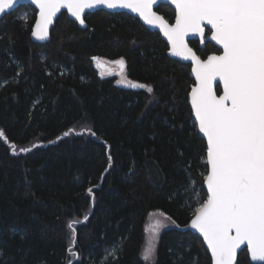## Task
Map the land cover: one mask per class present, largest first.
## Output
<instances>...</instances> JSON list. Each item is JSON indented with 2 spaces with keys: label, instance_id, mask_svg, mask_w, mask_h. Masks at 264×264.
<instances>
[{
  "label": "trees",
  "instance_id": "16d2710c",
  "mask_svg": "<svg viewBox=\"0 0 264 264\" xmlns=\"http://www.w3.org/2000/svg\"><path fill=\"white\" fill-rule=\"evenodd\" d=\"M156 11L173 22L169 6ZM35 15L20 6L0 20V264H145L152 212L172 222L153 264H211L188 227L207 199L190 66L125 13L87 14L83 29L62 13L45 43ZM95 58L150 90L119 88ZM237 264H253L246 250Z\"/></svg>",
  "mask_w": 264,
  "mask_h": 264
},
{
  "label": "water",
  "instance_id": "95a60500",
  "mask_svg": "<svg viewBox=\"0 0 264 264\" xmlns=\"http://www.w3.org/2000/svg\"><path fill=\"white\" fill-rule=\"evenodd\" d=\"M160 5L174 11L172 23L156 11ZM20 6L36 13V42L49 40L62 13L82 29L87 14L125 13L160 35L170 59L190 66L189 106L207 148V199L188 227L211 264H237L243 250L264 264V0H0V20ZM191 41L218 53L201 58Z\"/></svg>",
  "mask_w": 264,
  "mask_h": 264
},
{
  "label": "rangeland",
  "instance_id": "374dc122",
  "mask_svg": "<svg viewBox=\"0 0 264 264\" xmlns=\"http://www.w3.org/2000/svg\"><path fill=\"white\" fill-rule=\"evenodd\" d=\"M25 16V13L21 14ZM105 68L100 69L94 63L95 68L97 69L99 76L106 77L111 76L115 78V84L119 88L131 89V90H140L145 89L149 91L148 87L140 83L134 82L128 79L125 75L124 69H121V62H106ZM100 65V64H99ZM88 131L86 129L77 128L73 131H70L69 134H86ZM172 227V222L166 216L160 212H152L148 215L147 221L144 228L145 238L141 250V258L145 264H153L155 260V252L157 248V243L159 236L163 230L166 228Z\"/></svg>",
  "mask_w": 264,
  "mask_h": 264
}]
</instances>
